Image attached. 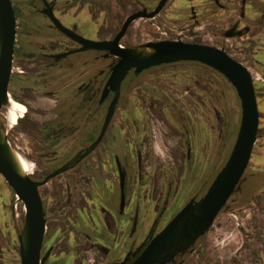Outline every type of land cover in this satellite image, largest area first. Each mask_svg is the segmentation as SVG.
<instances>
[{"label": "flooded vegetation", "instance_id": "af4514ba", "mask_svg": "<svg viewBox=\"0 0 264 264\" xmlns=\"http://www.w3.org/2000/svg\"><path fill=\"white\" fill-rule=\"evenodd\" d=\"M9 2L14 37L6 99L11 97L16 110L4 103L1 108L18 111L15 98L26 105L27 113L9 133L1 126L0 115V127L10 139L11 132L33 112L30 150L34 157L10 140L36 162L38 169L29 176L34 181L40 182L67 165L37 187L44 218L39 264H131L184 205L205 194L234 145L241 118L240 99L232 83L211 66L179 60L138 71L131 67L118 88L111 86L109 80L120 57L107 48H84L82 41L112 42L127 19L138 13L143 15L127 24L117 48L134 50L161 41L205 45L238 62L251 77L258 127L248 164L209 229L185 250L159 263L222 264L207 255L206 247H200L220 216L248 206L264 216V0H165L150 17L146 15L154 12L161 0ZM157 18L170 24L157 27V38L124 42L136 21ZM89 29L91 38L84 34ZM182 68H195L204 74L184 79ZM213 77L221 78L237 99L234 130L233 111L215 90ZM112 102L110 119L103 128ZM215 146L217 155L212 153ZM257 149L256 169L246 176ZM214 155L218 172L208 182L215 168ZM198 178L207 183L201 194L194 191ZM62 179L63 189L59 185ZM0 180L8 186L1 174ZM250 181H255L256 187L244 196L243 187ZM61 192L63 196L57 197ZM16 198L23 214L22 222L18 212V226L13 224L20 246L26 209ZM233 200H238V206ZM230 202L235 207L229 208ZM170 212L172 216L165 221ZM138 226L144 229L140 238L135 236ZM243 230L249 233L244 238L259 239L260 247L254 246L252 254L258 259L254 264H264V222L255 234ZM3 239L0 264H7V259L21 264L19 247L18 255L11 256V239ZM87 253L92 259L86 258ZM236 254L228 263L244 264L242 251Z\"/></svg>", "mask_w": 264, "mask_h": 264}, {"label": "water", "instance_id": "95a60500", "mask_svg": "<svg viewBox=\"0 0 264 264\" xmlns=\"http://www.w3.org/2000/svg\"><path fill=\"white\" fill-rule=\"evenodd\" d=\"M161 0L157 9L147 14L153 16L162 6ZM143 13L131 15L123 24L120 32L108 44L83 40V46L107 48L116 53L120 60L114 67L109 83L118 88L125 73L131 67L136 71L152 65L194 60L213 67L222 73L234 86L241 105V118L237 136L232 150L222 168L214 177L205 194L197 201L190 200L184 207L159 231L131 264H159L173 257L177 252L185 250L198 237L203 235L227 199L232 194L242 176L256 140L258 127V110L255 91L247 70L214 47L188 44L182 42L161 41L150 43L155 52L142 56L133 49L117 48V41L123 34L127 24ZM14 37V17L9 0H0V108L6 100V89L9 81L12 43ZM112 79V80H111ZM111 103L104 121L107 125L111 113ZM64 165L44 180L38 182L32 178L22 177L16 171L9 156L6 145L0 139V174L14 194L24 203L26 209L25 223L19 235V255L21 264H39L40 249L44 234V218L42 204L37 187L49 178L63 172Z\"/></svg>", "mask_w": 264, "mask_h": 264}, {"label": "rangeland", "instance_id": "374dc122", "mask_svg": "<svg viewBox=\"0 0 264 264\" xmlns=\"http://www.w3.org/2000/svg\"><path fill=\"white\" fill-rule=\"evenodd\" d=\"M178 1V0H176ZM161 18H157L156 20L151 21H143L139 20L136 21L133 26L130 28L128 35L124 39V42L131 41V39L135 38L136 40L140 39L141 41L146 39H154L157 38L159 35L155 33L157 31V27H161V24L165 23L167 26H169L168 20L164 19L163 21L159 20ZM203 28V27H201ZM84 33V32H83ZM85 36L88 38H91L93 36L91 29L85 31ZM139 36H138V35ZM140 37V38H139ZM209 38L208 35H205V39ZM253 49V48H252ZM90 51V50H89ZM88 52V51H87ZM185 69L182 71V75L184 79H189L188 77L192 74H204L200 70L197 72L194 69L189 68H182ZM16 71H20L18 69H15ZM194 77H197L194 75ZM215 81V90L219 93H221L224 96L225 99V105L230 108V111H233V118L231 119V130H234L237 123V113H238V102L235 97V94L233 90H231L226 83L223 82V80L219 77H213ZM10 94L12 97L13 95ZM18 111H10L16 110L15 104L10 96L7 95V99L4 102V105H6L9 109L2 107L0 110L1 115V126L9 133L11 129L15 128L21 119L25 117V114L27 113V107L25 104L17 101L14 98ZM34 129V114L32 111L28 113L27 118L21 122L20 126H18L15 130L11 132L10 139L16 141L20 146L26 148L27 152L34 157V152L30 150V147L32 145L31 143V136L30 131ZM17 139V140H15ZM233 137L231 136V141ZM259 149H257L254 153V156L252 158V161L250 163V167L248 168L246 172V176H249L252 171L256 169V158L258 157L257 152ZM213 154L218 153V147L215 146V151H212ZM215 160V168L211 170L208 177V182H210L213 179V176L218 172L217 166L219 165L217 157L214 155ZM202 171V170H201ZM201 171L198 172V174H201ZM206 178V176L204 177ZM198 187L194 189V191H197L198 194H201L205 187L207 186V183H204V179L198 178ZM255 181H250L247 185L243 187L242 194L244 196L248 195L253 188L256 187ZM59 185L61 189H63V179L59 182ZM159 188L161 187V184H157ZM49 189L52 188V184H49ZM63 192L60 194L56 193L57 197H62ZM236 199V196H234ZM16 198V195H15ZM13 197L11 189L2 181L0 180V241H3L4 237H9L11 239L12 245L9 247H13L12 255L11 256H17L18 255V241L16 237V231L15 227L18 226V212H19V223L23 220V214L21 213V204L18 203V201L15 200ZM17 199V198H16ZM47 198L45 199V201ZM233 202L236 203L238 206V200H233ZM47 203V201H46ZM229 208L235 207V204L229 203ZM15 207V209H14ZM17 208V209H16ZM14 209V210H13ZM18 210V211H17ZM13 211V215H12ZM233 211V212H232ZM232 211H229L228 213L222 214L220 218L215 223L214 227L210 230L209 234L201 240L200 247L203 249V247H206L207 249V255L211 256L214 260H216L217 263L222 264H229L228 262L230 259H233L236 253L238 251H242V258L240 260L244 262V264H254L258 259H254V254H252L255 251L254 246H259L260 241L256 238H244L245 231L243 228H246L251 234L257 233L259 230H261V227L263 226L264 222V216H260V212L258 210H252L249 206L246 210H236L233 209ZM16 214V215H15ZM173 212H170L166 220L172 216ZM235 214V217H234ZM61 215H59V218ZM14 219V221H13ZM51 223V222H50ZM14 224V226H13ZM3 231H5V236L3 234ZM136 237L140 238L144 234V229L141 226H138L136 228ZM65 234V232H64ZM3 239V240H2ZM56 239V238H55ZM50 242V241H49ZM48 242V243H49ZM46 244V246L48 245ZM241 248L237 250L238 248ZM244 247L246 248L244 250ZM260 247V246H259ZM66 248V247H65ZM86 250H88V247H85ZM237 250V251H236ZM236 251V252H235ZM92 255L87 253L86 258L92 259ZM18 260V259H17ZM238 260V259H237ZM16 262V259H7V264H13Z\"/></svg>", "mask_w": 264, "mask_h": 264}, {"label": "bare ground", "instance_id": "6f19581e", "mask_svg": "<svg viewBox=\"0 0 264 264\" xmlns=\"http://www.w3.org/2000/svg\"><path fill=\"white\" fill-rule=\"evenodd\" d=\"M134 52L142 56H148L154 52V49L152 52L150 46H137ZM0 139L1 142L6 145L9 156L18 174L22 177L34 176L38 169L36 162L24 151V149L8 138V134L2 127H0Z\"/></svg>", "mask_w": 264, "mask_h": 264}]
</instances>
